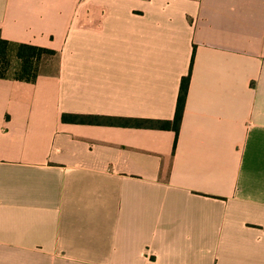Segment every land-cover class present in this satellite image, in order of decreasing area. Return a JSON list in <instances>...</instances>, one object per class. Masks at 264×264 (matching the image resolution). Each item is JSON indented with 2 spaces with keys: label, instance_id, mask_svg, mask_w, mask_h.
<instances>
[{
  "label": "crops",
  "instance_id": "1",
  "mask_svg": "<svg viewBox=\"0 0 264 264\" xmlns=\"http://www.w3.org/2000/svg\"><path fill=\"white\" fill-rule=\"evenodd\" d=\"M0 38V264H264V0H0ZM188 73L177 134L124 122Z\"/></svg>",
  "mask_w": 264,
  "mask_h": 264
},
{
  "label": "trees",
  "instance_id": "2",
  "mask_svg": "<svg viewBox=\"0 0 264 264\" xmlns=\"http://www.w3.org/2000/svg\"><path fill=\"white\" fill-rule=\"evenodd\" d=\"M7 40L0 38V78L4 77L8 67L7 58ZM56 51L43 46L19 43L17 56L21 61V67L18 71L16 78L18 80H24L32 82L36 79L39 72V63L45 56L54 57ZM189 84V73L182 77L179 87V92L176 101L175 114L171 121H162L154 119H142V120H125L126 124L138 123L143 126H149L152 128L172 129L176 134L178 132L183 108L186 100V93ZM63 122L69 123H90V124H115L118 120L109 116L98 115H80L75 113H63L61 115Z\"/></svg>",
  "mask_w": 264,
  "mask_h": 264
}]
</instances>
